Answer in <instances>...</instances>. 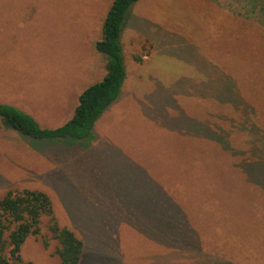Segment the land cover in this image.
<instances>
[{"label": "rangeland", "instance_id": "obj_1", "mask_svg": "<svg viewBox=\"0 0 264 264\" xmlns=\"http://www.w3.org/2000/svg\"><path fill=\"white\" fill-rule=\"evenodd\" d=\"M110 3L0 0V103L40 127L64 122L104 73L93 43ZM133 6L119 39L124 69L148 47L133 48L134 27L160 46L139 90L121 98V82L92 145L93 134L53 142L0 127V198L9 189L44 192L57 223L85 239L78 264H264V1ZM151 183L168 188L172 231L163 216L148 228L136 215L157 196ZM46 224L41 217L38 234L24 238L22 261L59 263Z\"/></svg>", "mask_w": 264, "mask_h": 264}, {"label": "trees", "instance_id": "obj_2", "mask_svg": "<svg viewBox=\"0 0 264 264\" xmlns=\"http://www.w3.org/2000/svg\"><path fill=\"white\" fill-rule=\"evenodd\" d=\"M136 1L111 0L102 19L100 37L93 43L95 51L104 56V73L100 80L80 91L71 115L64 122L53 128L40 127L28 113L11 104L0 103V127L34 140H90L94 121L118 95L125 76L119 39L127 15ZM132 59L140 60L137 55H133ZM41 217H46L47 230L56 240L58 264H78L81 239L72 230L57 223L51 201L44 192L28 188L6 190L0 198V264H31L21 260L19 247L27 235L38 234ZM165 226L166 231H172L170 220L165 219ZM5 232L7 240L3 237Z\"/></svg>", "mask_w": 264, "mask_h": 264}, {"label": "crops", "instance_id": "obj_3", "mask_svg": "<svg viewBox=\"0 0 264 264\" xmlns=\"http://www.w3.org/2000/svg\"><path fill=\"white\" fill-rule=\"evenodd\" d=\"M262 1H264V0H262ZM137 4H138V1L135 2V5L133 7L137 6ZM127 20H129V16H128ZM133 29H134L133 33L130 34L129 38H128L130 40L131 44L134 45L133 48H135L137 46L136 45L137 42H140V43L146 42V44H148V47H147L146 50L140 52L139 54L138 53H134L135 55L138 54L137 57H139L140 60L139 61H134L132 59V61H131L132 63L129 66V68L127 70L124 69L125 76H124V78L122 80V88H121V92L119 94V96L121 95L120 96L121 98H126L127 96H133L134 97V94H136V91L139 90V88L137 87V83L136 82L140 81V78L143 77V73H144V70H145V61L148 60L150 53H153V51H159L160 50L159 42L157 41V39H155L154 37H152L151 35H149L147 33H144L145 31L140 29L138 26L134 27ZM139 34H143V35H139ZM143 40H145V41H143ZM196 67H197L198 71H203L204 70L202 66H196ZM112 108H113V106L110 105L106 110L107 111L108 110H112ZM106 110L101 112V114L98 116L99 117L98 120H96L93 123V125H92L91 131H92V134H93V138L89 142V143H91V145L94 144L95 142H97V140L100 137V135H99L100 121L103 118H106L108 116L106 114V112H107ZM148 188L150 190H152V192L155 191L157 193V196H156L155 199H151V198L149 199L148 198L146 200V205L144 207V211L142 210V213L140 215H138V214H136V215L139 216L140 218H142V217L147 218V222H145V224H147L148 228L153 223L152 219L157 220V219H159L160 217L163 216L164 219L161 221L160 225H164L165 226V219L169 220L170 216L176 214V209L173 208L174 206L171 205L172 202L169 200L168 188H167L166 185H163V184H160V183H157V184L151 183V184H149ZM166 190H167V192H166ZM152 195H155V194L152 193ZM101 198H104V197H101ZM91 199L92 198H87L86 200H91ZM161 199H163V204H157ZM141 201L142 200L134 199L133 203L136 205V204H139V202H141ZM83 205L84 204L79 203L77 205V207H81ZM139 208L142 209V206H139ZM173 209L175 211H173ZM86 214L91 216L92 222L95 220V217H94L93 214H90V213H86ZM129 214H132V215H129ZM134 215H135L134 211H131V213H127L128 217H136ZM74 217L79 221V222H76V223H78L80 225H83L81 220L76 215ZM150 221H152V222L150 223ZM69 222H70L69 224L74 226L75 223H73L71 221H69ZM96 223H97V221H96ZM164 226H161V227H163L165 229L164 231H166V227H164ZM97 227H98V224H97ZM159 229H161V228H159ZM80 231H82V230H80ZM81 236H82V234H79L78 238H80L81 241H82V250H83L85 248V246H86V243H85V239L82 238L83 236L82 237Z\"/></svg>", "mask_w": 264, "mask_h": 264}]
</instances>
